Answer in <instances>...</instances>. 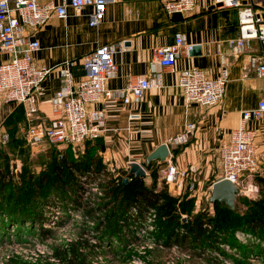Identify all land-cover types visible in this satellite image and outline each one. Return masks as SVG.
<instances>
[{
	"label": "crops",
	"instance_id": "1",
	"mask_svg": "<svg viewBox=\"0 0 264 264\" xmlns=\"http://www.w3.org/2000/svg\"><path fill=\"white\" fill-rule=\"evenodd\" d=\"M212 5L211 0H196V9L191 14L168 15L163 0H118L107 5L106 16L96 27L88 24L92 7L82 10L69 7L67 18H54L45 27L27 31L40 43L39 50L34 52L39 65L54 68L73 60L72 70L78 78L83 74L85 55L100 45L120 43L115 54L118 73L108 80L107 88H124L140 74L161 81V86L146 90L138 102L125 104L116 95L90 106L106 113V130L99 140L100 145L93 146L100 148L109 166L128 169L132 161L144 164L158 145L168 143L169 160L155 162L153 167L164 173L169 165L176 166L180 171L177 180L183 183L184 178L193 177L199 195L211 192L213 183L222 178V147L230 143L242 111L254 108L264 97V79L249 66L250 57L259 51L257 40L238 57L229 55L225 40L238 35L237 9L210 8ZM177 33H184L191 46L201 45V50L190 54V49H183L174 71L160 64H156L153 71L155 50L172 44ZM225 55H229L230 79L221 102L211 107L188 102L179 85L180 73L196 66L216 77ZM5 57L0 55V63ZM63 84L64 78L57 69L48 75L39 98L41 116L48 114L51 98ZM16 104L1 98V118L5 119ZM191 123H195L196 128L189 133L188 140L172 143L171 139L183 133ZM248 126L257 130V157L260 175L264 176V115ZM147 177L150 179L151 173ZM255 184L259 187L256 181ZM177 186L181 187L179 183ZM178 191L182 190L178 188Z\"/></svg>",
	"mask_w": 264,
	"mask_h": 264
},
{
	"label": "built area",
	"instance_id": "2",
	"mask_svg": "<svg viewBox=\"0 0 264 264\" xmlns=\"http://www.w3.org/2000/svg\"><path fill=\"white\" fill-rule=\"evenodd\" d=\"M118 0H0V55L5 59L0 63V99L22 105L27 119L25 140L30 145L49 142L52 145H64L79 148L88 139L101 137L106 130V113L103 109H93L92 104L105 99L120 96L125 104L138 102L146 90L161 86L159 78L140 74L121 89L107 88L109 79L118 73L115 54L120 43L100 45L84 56L83 74L74 75L73 60L50 68L36 63L34 52L39 50L40 43L27 31L45 27L54 18H67L69 7L82 10L92 7L88 17L91 27L98 26L106 16L107 5ZM217 8H235L238 13V35L228 38L229 55L238 57L251 42L259 43L258 53L250 57V67L259 78L264 79V0H211ZM164 10L168 15L191 14L196 9V0H163ZM184 33H177L170 45L157 48L152 59V69L156 64L174 71L177 59L183 49H191ZM229 55L224 56L223 67L216 77H211L199 67H190L180 73L179 85L184 91L186 100L203 107L219 104L226 93L230 79ZM57 69L64 84L51 98L48 114L41 116L39 98L43 94L44 82L48 75ZM264 115V97L254 108L243 110L240 124L234 128L231 141L222 147L223 176L235 182L243 173L250 180L260 171L257 157V130L248 126L251 121H258ZM195 123L189 124L186 130L173 137L172 143H183L188 140ZM8 141V135H3ZM166 181L174 183L180 171L169 165L164 171ZM185 172L181 175L184 176ZM249 181L245 189L259 187ZM240 187V186H239ZM241 189V188H240ZM251 189V190H254Z\"/></svg>",
	"mask_w": 264,
	"mask_h": 264
},
{
	"label": "rangeland",
	"instance_id": "3",
	"mask_svg": "<svg viewBox=\"0 0 264 264\" xmlns=\"http://www.w3.org/2000/svg\"><path fill=\"white\" fill-rule=\"evenodd\" d=\"M230 12L232 15L233 11ZM26 125V115L18 104L5 119L0 116V160L14 173L20 176L23 173L25 189L32 191L30 192L32 202L34 181L56 164L92 161L93 158H99L101 164L97 168L102 170V174L112 173L119 181L125 177L129 178L123 173V170H129V167L121 169L109 166L100 148H94L95 143L84 144L79 148L52 145L49 142L39 145L28 144L24 137ZM4 134L8 135L6 143L3 140ZM154 167L152 164L151 169H148L149 174L156 168ZM156 169H158L155 171L158 175L157 189L167 186L173 195L183 196L182 198L186 200L191 198L188 208L194 213L208 209L211 215L216 214L209 197L211 192L207 191L199 195L193 177L184 178L183 183L180 180L168 183L165 174L159 168ZM89 174L87 172L83 175L72 174L62 203L59 198H55L53 203L43 208L46 219L41 221L25 219L17 224V222L10 223L6 215L0 217V264H12L11 262L15 260L19 264L56 262L57 260L50 257L56 246L66 245L70 241L82 238L87 239L91 245L90 250L84 251L91 253L90 264H264L262 249L258 254L251 250L247 256H244L226 243L216 242L214 246L199 245V247L190 244H170L166 236L161 235L156 229V215L147 214L144 218L134 220L137 213L134 208L130 212L131 220L122 233L103 235L98 230L96 222L100 213L89 215L88 211L93 213V207L99 208L108 203L104 196L109 181L105 180L104 175L97 177ZM147 178V184L152 185L154 179ZM250 179L247 173L241 175L238 184L245 193L237 196L233 211L244 213L248 208L247 199L259 197V192L253 187L254 190L245 189L249 181H253L252 184L255 185V181ZM178 183L181 187L177 186ZM178 188L182 191H178ZM79 205H83V209ZM41 226L52 233L49 235L42 233ZM230 234L237 244H246L248 238L255 237L253 232L242 229ZM260 247L264 246L260 245Z\"/></svg>",
	"mask_w": 264,
	"mask_h": 264
},
{
	"label": "trees",
	"instance_id": "4",
	"mask_svg": "<svg viewBox=\"0 0 264 264\" xmlns=\"http://www.w3.org/2000/svg\"><path fill=\"white\" fill-rule=\"evenodd\" d=\"M20 107L25 114L23 106L20 105ZM100 138L88 139L85 144L100 145L98 144ZM66 147L74 148L70 145ZM99 164L101 160L93 158L92 161H69L54 165L51 170L34 181L32 202L30 197L32 191L25 189L23 173L21 176L14 173L0 160V217L6 215L10 223L17 222V224L25 219L35 221L46 219L43 208L53 203L55 198H59L58 200L62 203L66 189L69 187L68 180L72 174L81 173L83 175L87 172L97 177L104 175L105 180L109 181L104 196L108 203L99 208L93 207V213L88 211L89 215L100 213L96 222L98 230L103 235L122 233L131 220L130 212L134 208L137 211L134 220L144 218L147 214L156 215V229L161 235L166 236L170 244H190L193 247H199V245L214 246L216 242H219L226 243L244 256H247L251 250L257 254L260 249L264 252V247H260V245L264 246V176L256 174L254 177V181L259 185V197L247 199V211L239 213L233 211L235 209H231L225 203L215 202L213 206L216 214L211 215L208 209L194 213L191 208H188L192 199L186 200L182 198L183 196L173 195L167 186L157 189L158 175L155 172L158 171L157 167L151 173V179L154 180L149 186L146 182L147 177L129 176L128 170H123V173L130 178L127 183L125 182L126 177L119 181L112 173L102 174V170L97 168ZM148 169H151V166ZM79 206L81 209L84 207ZM241 229L253 232L254 239L248 238L246 244H237L230 233ZM41 232L47 235L52 233L42 226ZM90 249L91 245L87 239L70 241L66 245L56 246L50 254L51 258L57 260L56 262L47 261L45 264H90L91 253L84 252ZM11 263L19 264L16 260Z\"/></svg>",
	"mask_w": 264,
	"mask_h": 264
},
{
	"label": "water",
	"instance_id": "5",
	"mask_svg": "<svg viewBox=\"0 0 264 264\" xmlns=\"http://www.w3.org/2000/svg\"><path fill=\"white\" fill-rule=\"evenodd\" d=\"M67 3L70 4L71 0H67ZM210 8H216L215 5H212ZM34 39V38H33ZM201 45L194 44L190 49V54L199 53L201 50ZM170 147L168 143H162L158 145L146 159V164H141L137 161L129 162L128 174L134 175L135 177L145 178L149 175L148 167L152 165L153 162L166 163L169 160L170 156ZM129 178L125 179L127 183ZM252 186H250V190ZM245 193L240 187L228 178H220L216 180L212 185L210 201L212 203L219 202L221 204H227L231 209L236 207V198L239 194ZM186 220V218H184Z\"/></svg>",
	"mask_w": 264,
	"mask_h": 264
}]
</instances>
